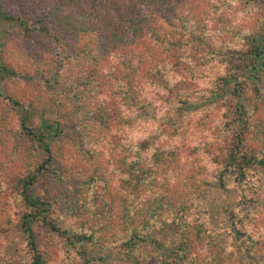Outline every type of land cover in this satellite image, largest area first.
I'll list each match as a JSON object with an SVG mask.
<instances>
[{"label":"trees","instance_id":"1","mask_svg":"<svg viewBox=\"0 0 264 264\" xmlns=\"http://www.w3.org/2000/svg\"><path fill=\"white\" fill-rule=\"evenodd\" d=\"M226 3L228 0H42L33 16L27 9L32 31L50 39L48 58L40 59L45 66L37 71L57 84L55 124L59 131L68 128L78 137L80 159L94 165L81 180L61 189L57 198L61 209L74 218L76 226L64 243L77 254L89 244L105 242L136 250L151 240L153 230L174 226L176 236L168 259H163L165 264H233L234 251L213 243L212 230L202 220L198 204L206 185L226 188L230 180L238 191L231 210L237 246L249 256L264 257V203H258L253 213L245 212L263 179L264 118L259 113L264 93L256 84L243 83L239 91L246 98L240 107L219 109L215 103L187 124H176L172 116L183 103L220 101L217 96L225 93L228 79L245 65L234 64V51L253 65L261 58L255 77L264 80V38L252 36L257 31L264 33V18L259 23L253 17L247 24L235 26L220 11ZM2 17L20 18L0 9ZM179 62L190 66L184 77L191 87H197L172 95L169 90L178 80L175 69ZM38 64L37 60L35 66ZM221 64L225 73H218ZM55 65L58 69L53 71ZM2 72L14 74L6 63L0 75ZM212 75V80H204ZM121 81L123 85L114 88ZM142 81L163 89L165 94L157 93L154 99L171 105L158 125L156 144L146 150L141 149V142L156 133L129 141L123 129L133 121L124 120L116 106L119 97L136 106L139 114L146 104H153L146 97L140 99L136 85ZM11 101L20 104L15 98ZM93 117L100 120L99 126L91 123ZM22 125L29 129L25 120ZM46 127L52 130L54 125ZM41 133L38 137L43 141ZM191 138L193 143L184 149V140ZM48 152L39 173H27L20 179V195L28 210L21 217V226L29 237L30 264H47L40 229L35 228L41 213L49 233L65 236L68 232L48 220V200L28 191L40 173L69 171L50 149ZM82 192L87 199L85 194L79 195Z\"/></svg>","mask_w":264,"mask_h":264},{"label":"rangeland","instance_id":"2","mask_svg":"<svg viewBox=\"0 0 264 264\" xmlns=\"http://www.w3.org/2000/svg\"><path fill=\"white\" fill-rule=\"evenodd\" d=\"M41 3L42 0H0L2 6L0 9L3 12L11 16L18 14L20 17L16 20H6L3 17L0 19V69L2 64L6 63L10 72L14 71V74L3 75L2 72L0 75V264H30L29 237L27 231L21 226V217L28 210L20 195V179L27 173L39 171L38 167L49 154V149L52 155L60 158L70 169L66 174L62 172L61 175L58 171L43 175L40 173L39 180L28 190L34 197L48 200L50 208L48 220L56 222L63 230L68 229L65 236L49 233L41 220L45 214L39 215L35 228L40 229V246L46 251L47 264H165L163 259H168L167 255L172 247L171 241L176 236L174 226L153 230L151 240L140 244L136 250L105 242L89 244L84 252L77 254L72 246H65L66 235L71 236L76 224H73V216L61 209L57 199L59 191L81 180L87 175L88 168L94 165L80 159L79 139L70 129L59 131L55 124L58 119V107L55 101L57 84L55 85L54 81L45 80L41 77L42 71H37L45 66L40 59L48 58L47 45L50 39L42 32L32 31L34 25L31 17L27 18L26 11L30 9L28 12L33 16L41 9ZM250 5L258 10L254 20L260 23L264 18V0H240L238 6L246 8ZM181 10L177 9L176 12L182 15L184 13ZM162 24L165 25L164 22ZM252 36L261 40L264 38V33L257 31ZM252 36L248 37L249 41H254ZM232 55L237 58L234 61L235 65H245L238 75L228 79L225 93L219 91L221 93L217 97L220 101L214 102L212 99V101H197L194 104L189 102L181 104L177 113L172 114L176 124L182 122L187 124L189 121L198 119L196 117L204 107L215 103L218 104L219 109H225L227 105L240 107V102L246 98V94L239 91L243 83H249L250 86L256 84L264 93V80L255 77V73L261 69L259 67L262 59H257L253 65L252 62H245L244 54L242 55L241 52L234 51ZM37 60L38 67L35 66ZM103 64V62L100 63L101 72L105 71ZM221 67L219 66L218 73H225L224 65L221 64ZM57 69L58 66L55 65L53 71ZM175 72L178 80L174 81L169 90L172 95L197 87H191L184 77L185 74L190 73L188 64L179 62ZM214 72L217 73V70ZM212 78L213 75L204 80L210 81ZM11 98H15L20 104H13ZM156 111L155 105L146 104L141 109L139 117L155 119ZM259 114V118H264V104ZM24 120L29 129L22 125ZM99 122L98 118H91V123L99 126ZM51 124L54 125L52 130L46 127ZM41 132L44 134L43 141L38 137ZM157 139L156 133L143 140L141 149L152 148ZM192 141V138L184 140V149H187L188 145L193 143ZM72 166L76 167L75 171L71 169ZM262 174L263 179L253 193L252 200L245 205L247 213H253L258 203H264V170ZM82 189L86 190V187ZM84 194L82 192L79 195ZM87 196L85 194L86 199ZM85 198L84 201H86ZM101 198L99 197V202ZM237 198L238 191L230 180L226 188L206 185L198 200L203 210L202 220H205L212 230L211 237L215 245L234 251L235 263L233 264H264V257L249 256L237 246V235L231 216V210Z\"/></svg>","mask_w":264,"mask_h":264},{"label":"clouds","instance_id":"3","mask_svg":"<svg viewBox=\"0 0 264 264\" xmlns=\"http://www.w3.org/2000/svg\"><path fill=\"white\" fill-rule=\"evenodd\" d=\"M239 0H228V3L220 9L221 12H226V14L231 18V23L235 26H242L247 24L253 17L257 15L258 10L254 6H248L246 8H240ZM245 34L247 29H242ZM123 85L121 81L120 84L114 85V88L118 89ZM136 90L140 93V99L143 100L145 97L147 100L152 101L156 106L157 111L155 112V119H143L139 118V114L136 106H129L125 100L117 97V108L121 117L128 121L132 120V124H128L126 128L123 129V134L127 135L129 141L135 142L146 138L149 133L159 132L160 129L158 125L163 122L165 117V112L171 105H164L159 99H154L157 93L164 95L163 89L158 85L151 83L149 81H142L136 85ZM101 99H104L101 97ZM163 139V137H161ZM129 141H125L128 143Z\"/></svg>","mask_w":264,"mask_h":264}]
</instances>
